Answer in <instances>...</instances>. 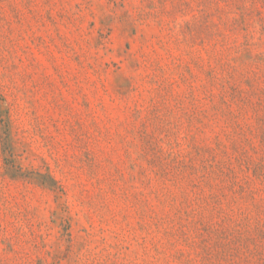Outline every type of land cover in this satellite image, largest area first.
<instances>
[{"label":"rangeland","instance_id":"obj_1","mask_svg":"<svg viewBox=\"0 0 264 264\" xmlns=\"http://www.w3.org/2000/svg\"><path fill=\"white\" fill-rule=\"evenodd\" d=\"M0 264H264V0H0Z\"/></svg>","mask_w":264,"mask_h":264}]
</instances>
